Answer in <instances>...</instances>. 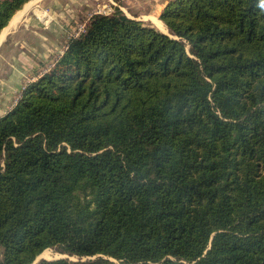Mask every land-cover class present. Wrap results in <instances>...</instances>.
I'll use <instances>...</instances> for the list:
<instances>
[{
  "label": "trees",
  "instance_id": "trees-1",
  "mask_svg": "<svg viewBox=\"0 0 264 264\" xmlns=\"http://www.w3.org/2000/svg\"><path fill=\"white\" fill-rule=\"evenodd\" d=\"M159 19L94 14L0 118V264H264V0Z\"/></svg>",
  "mask_w": 264,
  "mask_h": 264
},
{
  "label": "crops",
  "instance_id": "crops-1",
  "mask_svg": "<svg viewBox=\"0 0 264 264\" xmlns=\"http://www.w3.org/2000/svg\"><path fill=\"white\" fill-rule=\"evenodd\" d=\"M112 1L114 2V0ZM119 1L120 3L116 5L124 9L125 6L129 5L130 1L139 2L141 0ZM168 1L165 0L161 5L156 6L151 15H144L145 19L157 27L154 20L162 22L159 16ZM34 4H39V0H28L24 3L0 32V118L5 116L11 109V104L12 106L16 104L25 85L36 80L37 77L34 76L36 75L38 64H41V66L44 63L46 64L52 57H56L58 53L61 56L65 50L66 44L63 45L64 49H59L62 46H59V34L53 35L47 31L51 24L45 23L49 21L41 17L43 14L37 16L33 12L34 10L39 12L38 9H33ZM54 23L60 28L64 25L61 21ZM156 29L159 28L157 27ZM63 39L64 37H62V41ZM37 75H39V72H37Z\"/></svg>",
  "mask_w": 264,
  "mask_h": 264
},
{
  "label": "rangeland",
  "instance_id": "rangeland-1",
  "mask_svg": "<svg viewBox=\"0 0 264 264\" xmlns=\"http://www.w3.org/2000/svg\"><path fill=\"white\" fill-rule=\"evenodd\" d=\"M164 1L165 0H141L139 2L130 1L129 5L125 6L124 9H121L117 6L120 3L119 0H114L115 3L112 0H39V4H34L33 6V9H38L39 12H36L35 10L33 12L37 14V16H41V14H43L41 17H43L44 20L51 22L45 23L51 24V27H49V30L47 29V31L49 34H59V46L62 45L59 49H61L70 38L78 37L84 31L91 16L94 14H111L115 9H119L128 18L142 21L145 26L153 29L155 28V30L160 31V33L163 32V34L169 35L167 28L165 29L166 32L156 29L157 27L150 21L148 22L144 16L149 14L151 15L153 13V9L156 8V6L158 7V5H161ZM31 10L30 12H32ZM51 11L52 13L50 14ZM51 16H53V18H51ZM60 21L64 24L62 28L58 27L54 23ZM62 37H64L63 41ZM59 56L60 54L58 53L56 57H52L49 62L42 64V66L41 64H38L36 71L39 72V75L35 72L36 75L34 77L39 78L42 74L47 72ZM14 106L11 104V109L14 108ZM46 253L48 254L47 257L40 255L32 264H38L41 259L55 260L68 258L67 255L60 254L52 248L46 249ZM69 259L74 258L69 257Z\"/></svg>",
  "mask_w": 264,
  "mask_h": 264
},
{
  "label": "bare ground",
  "instance_id": "bare-ground-1",
  "mask_svg": "<svg viewBox=\"0 0 264 264\" xmlns=\"http://www.w3.org/2000/svg\"><path fill=\"white\" fill-rule=\"evenodd\" d=\"M26 8H27V7H26ZM15 21H17V20H15ZM154 21H155V24L157 25V27H158L159 29H161L162 31L166 32V31H165L166 26H165L162 22H160V21H156V20H154ZM12 25H13V24H12ZM41 255H43V257H47V256H48V254L46 253V250L43 251Z\"/></svg>",
  "mask_w": 264,
  "mask_h": 264
},
{
  "label": "water",
  "instance_id": "water-1",
  "mask_svg": "<svg viewBox=\"0 0 264 264\" xmlns=\"http://www.w3.org/2000/svg\"><path fill=\"white\" fill-rule=\"evenodd\" d=\"M40 255H41V254H40ZM40 255H39V256H40ZM39 256H38V257H39ZM38 257H37V258H38ZM37 258H36V259H37ZM36 259H35V260H36ZM45 260H46V259H45Z\"/></svg>",
  "mask_w": 264,
  "mask_h": 264
}]
</instances>
